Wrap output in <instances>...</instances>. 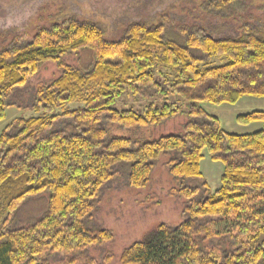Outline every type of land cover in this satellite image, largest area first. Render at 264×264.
<instances>
[{"label":"trees","instance_id":"16d2710c","mask_svg":"<svg viewBox=\"0 0 264 264\" xmlns=\"http://www.w3.org/2000/svg\"><path fill=\"white\" fill-rule=\"evenodd\" d=\"M237 1L205 0L202 7L224 20ZM166 24L134 22L109 41L101 25L72 18L39 28L30 42L0 48V122L45 63L61 72L37 87L31 106L37 117L14 120L0 135V264H49L42 260L47 253H62L64 264H94L85 251L112 236L84 221L107 183L123 175L129 187L145 188L163 156L174 180H201L203 151L224 166L218 190L207 183L175 190L185 202V220L160 225L124 249L119 261L264 264V111L236 119L261 123V130L235 135L199 106L264 98V38L213 39L197 27L174 31ZM80 52L92 53L89 67L62 61ZM215 59L224 63L210 66ZM125 96L147 104L138 112L117 109ZM183 113L188 121L180 134L151 141L113 137L106 126L145 129ZM43 193L49 198L41 217L10 227L21 204ZM215 238L227 239L229 248L201 246Z\"/></svg>","mask_w":264,"mask_h":264},{"label":"rangeland","instance_id":"374dc122","mask_svg":"<svg viewBox=\"0 0 264 264\" xmlns=\"http://www.w3.org/2000/svg\"><path fill=\"white\" fill-rule=\"evenodd\" d=\"M205 0H0V48L11 43L30 42L39 28H49L55 23L69 19L93 22L105 30L107 40L117 41L131 23L157 25L164 21L172 30L181 27H197L214 38L244 37L254 33L264 38V0H238L229 12L230 17L222 20L213 12L202 7ZM62 61L75 68H87L92 62L91 52H80L68 56ZM224 60L215 59L210 66L223 64ZM61 75L57 64L48 62L13 97L15 105L6 107L0 122V135L3 129L14 120L37 117L32 111L33 99L37 87L53 82ZM147 102L140 97L125 96L117 104V109L130 108L138 112ZM200 108L218 119L221 128L235 135H249L262 128L261 123L245 125L236 119L240 115L264 111V98L243 97L235 104H199ZM186 105H183L185 110ZM188 121L181 114L161 126L145 129H121L108 126L110 135L151 141L180 134ZM199 164L201 180H187L185 184L169 175L166 163L169 157H160L153 168L150 183L141 189L128 186L122 175L113 178L104 187L97 209L86 218L84 224L91 230L110 232L111 240L99 246H91L85 252V258L94 264H121L120 257L124 249L134 243L144 241L145 237L160 225L177 227L185 220L183 213L185 202L174 193L181 187H200L207 183L210 190L220 187L224 166L213 162L207 152H202ZM180 182V183H179ZM48 193L38 197H29L12 216L10 227L30 224L46 211ZM206 249L223 250L229 248L227 239L215 238L212 242H201ZM42 260L49 264H64L62 253L44 254ZM78 264H85L80 262Z\"/></svg>","mask_w":264,"mask_h":264}]
</instances>
